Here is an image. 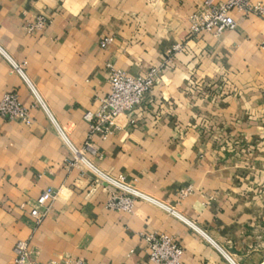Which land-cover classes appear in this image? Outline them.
<instances>
[{
    "label": "crops",
    "instance_id": "crops-1",
    "mask_svg": "<svg viewBox=\"0 0 264 264\" xmlns=\"http://www.w3.org/2000/svg\"><path fill=\"white\" fill-rule=\"evenodd\" d=\"M204 1L0 0V98L17 94L31 119L0 118V264L23 241L39 264H148V234L178 242L182 264H264V0L219 36L191 32ZM108 64L159 79L134 124L94 136L99 157L81 160ZM99 174L158 205L108 209Z\"/></svg>",
    "mask_w": 264,
    "mask_h": 264
},
{
    "label": "built area",
    "instance_id": "built-area-1",
    "mask_svg": "<svg viewBox=\"0 0 264 264\" xmlns=\"http://www.w3.org/2000/svg\"><path fill=\"white\" fill-rule=\"evenodd\" d=\"M212 1H204L202 16L195 19L196 22L191 28L192 33L206 32L219 36L226 30H234L236 24L230 16V12L233 10L245 15L257 14L261 16L263 14L260 7L251 5L248 0H226L225 4L222 5H215ZM43 23V19L39 18L28 29L30 32L38 31ZM111 43V38H105L99 43V47L105 48ZM175 49L177 50L179 47ZM107 68L110 70L108 77L109 93L99 100L96 111H86L83 115L88 134L82 151L77 153L78 158L81 160L84 154L99 157L92 142L94 136H99L104 140L123 127L124 124L120 125L121 121L128 125L134 124L132 114L144 104L147 95L158 81L160 73L158 69H151L143 76L133 77L114 68L112 65L108 64ZM12 69L23 75L21 67L12 65ZM37 103L39 106L42 105L38 100ZM0 118L19 125L28 126L31 123L28 109L21 103L17 94L12 92L5 93L0 98ZM99 176L103 184L111 190L106 205L108 209L126 213L131 212L135 202H149L158 205L151 197L135 191L127 184L125 185L121 178L104 177L100 174ZM56 196V193L49 188L43 190L40 194L35 207L30 212V216L34 219L36 225L45 217L46 205L53 201ZM168 211L173 213L171 210ZM144 240L148 245V264H182L183 248L170 236L148 234L144 237ZM13 258V264H39L33 258V253L27 241L16 243L13 248ZM227 260L230 262L228 258ZM75 264L82 263L77 261Z\"/></svg>",
    "mask_w": 264,
    "mask_h": 264
},
{
    "label": "rangeland",
    "instance_id": "rangeland-1",
    "mask_svg": "<svg viewBox=\"0 0 264 264\" xmlns=\"http://www.w3.org/2000/svg\"><path fill=\"white\" fill-rule=\"evenodd\" d=\"M264 192V191H263Z\"/></svg>",
    "mask_w": 264,
    "mask_h": 264
}]
</instances>
